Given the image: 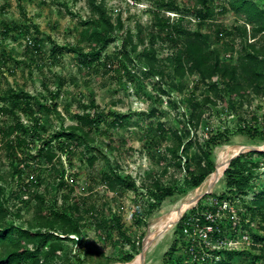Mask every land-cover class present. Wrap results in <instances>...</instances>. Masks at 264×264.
Masks as SVG:
<instances>
[{"label":"rangeland","instance_id":"obj_1","mask_svg":"<svg viewBox=\"0 0 264 264\" xmlns=\"http://www.w3.org/2000/svg\"><path fill=\"white\" fill-rule=\"evenodd\" d=\"M102 1L113 21L120 14L124 31L135 34L136 26L140 25L144 39L153 28L155 13L162 19L169 18L170 22L177 19L175 13L155 11L157 7L153 0ZM173 1L180 9H193L195 4V0ZM252 1L264 10V0ZM213 3L217 14L213 20L198 24L197 18L189 15L185 16L183 25L190 30L200 25L203 31L215 37L220 26L224 33L216 38L215 46L221 49L223 42L232 43L233 52L223 55L222 59L235 62L244 44L253 41L250 27L228 10L220 12L226 7V0H213ZM89 17L87 0H0V31L5 27L10 29L4 38L0 35V56L6 62L0 66V175L5 191L3 199L20 216L19 220L9 216L5 223L15 222L23 228L28 223L36 225L35 195L44 198L43 208L49 210L69 209L76 200L80 203L75 215L80 235L69 236L74 242H63L66 253L54 264H79L77 259L89 252H101L112 259L105 264H164L163 255L172 244H175V250L170 264H216L219 256L210 252L218 243L243 252L231 264H251L254 257L259 258L256 264H264L261 258L264 256V223L257 217L252 219L245 203L238 198L231 201L217 199L226 192L223 176L226 166L216 177L212 189L203 192L173 227L151 238L154 223L178 208L190 195L196 194L213 176V173L209 175L198 188L185 184L184 170L175 166L166 151L173 144L171 132L185 127L191 142L202 145L209 135L229 131L228 142L214 148L215 166L218 153L226 147L264 152V141L236 132L246 126L264 131V96L248 93L241 102L228 105L226 100L207 91L196 75H186L179 80L172 67L162 61L171 55V51L160 41L156 42L154 50L156 58L161 60L157 69L162 76H149L146 66L139 60L124 62L118 53L120 40L109 44L99 60L88 63L87 59L67 48L79 45L85 53L88 51V44L81 39L80 33L82 23ZM235 24L246 27V38L226 34ZM27 37L39 43L36 52L26 46ZM255 44L264 48V35H259ZM147 45L145 39V47ZM53 46L58 50L51 56ZM142 49L143 46L138 47L137 54ZM207 84H215L217 91L222 89L217 77ZM177 86H181V91ZM25 93L35 97L40 105H55L56 110L47 112L38 108L34 100L25 98ZM204 97H209L211 102L202 105L199 126L197 129L187 127L189 111L185 99L201 102ZM89 112L99 113L101 122L85 128L84 139L67 141L63 151H54L56 155L52 164L31 160L41 146L37 141L31 144V132L23 133L18 129L6 136L8 128L16 121L29 129L38 121L39 127L46 129L47 137L63 130L70 131L77 125L75 115ZM17 137L24 139L23 146H15ZM197 152V146L193 145L189 151L190 162H187L192 167ZM88 157H94L92 166L88 164ZM253 160L264 164L262 158L255 156ZM180 162L184 168L185 160L181 158ZM19 169L23 170L21 176L16 172L12 174ZM112 172L130 177L137 190H129L122 184L111 187L107 177ZM155 183L162 187L175 186L179 192L147 215L148 206L153 203L150 188ZM263 190L264 165L242 199L247 203ZM200 200L201 206L208 210L203 213L217 215L220 229L205 245L195 234L190 236L178 231L181 218L196 208ZM115 216L121 217L129 243L114 226ZM105 224L106 229L96 230ZM132 243L137 251L134 259L128 263L119 261L125 253L133 250ZM102 262L100 258L89 257L83 264Z\"/></svg>","mask_w":264,"mask_h":264},{"label":"trees","instance_id":"obj_2","mask_svg":"<svg viewBox=\"0 0 264 264\" xmlns=\"http://www.w3.org/2000/svg\"><path fill=\"white\" fill-rule=\"evenodd\" d=\"M139 1V0H136ZM153 4L157 8L155 11H167L177 14L172 22L169 18L162 19L158 13H155L153 28L147 33L148 45L145 47L144 30L140 25L136 26L137 32L133 34L130 30L124 31V24L120 14L113 21V18L108 14L104 1L87 0V5L90 11L88 20L82 23L83 29L80 33L81 39L88 44V51L85 53L83 49L77 45L67 48L70 52L77 54L80 58L87 59L88 63L100 59L101 53L106 47L120 40L119 55L124 62L133 63L139 60L146 66V72L149 76L160 75L162 72L157 69V63L161 60L156 58L154 46L157 41L165 44L171 51V55L162 59L164 63L172 67L179 80H183L187 75H196L199 82L207 87V91L218 96V99L226 100L228 105L235 104L244 100L246 94H255L264 96V48L256 46L255 42L259 35H264V10L260 9L252 0H226V7L220 9V12H231L235 17L241 18L244 24L250 27V37L252 42L245 43L242 50L237 53L235 62L224 61L223 55L233 52L232 43H222L221 49L216 47V38L222 36L220 26L216 29V37L201 29L200 25L195 30H190L184 26L185 16L194 15L201 24L203 21L213 20L215 17V7L213 0H195L193 9H180L173 0H153ZM154 11V12H155ZM10 32L8 27L0 31V35L4 38ZM240 35L242 38L248 36L245 26L235 24L231 26L230 32ZM34 40L36 50L39 48V43ZM233 42V41H232ZM143 46V49L137 54L138 47ZM57 46H53L50 54L55 55ZM2 64L6 63L3 57L0 56ZM9 60V59H8ZM217 77L222 89L217 91L216 85H208L207 82ZM181 86H177V90L181 91ZM220 93V94H219ZM15 96H19L16 94ZM25 98L34 100L38 108H42L47 112H54L55 105H40L35 97L24 94ZM209 97H204L201 102H194L191 98L185 99V106L188 108L189 115L187 117V127L197 129L202 116V105L210 103ZM52 104V103H50ZM29 105V104H27ZM99 113H81L75 115L76 127L70 131H60L46 136V129L39 127L38 121L33 123V127L29 129L24 127L19 121H16L8 128L6 136L9 137L20 129L23 133L31 132V144L35 141L41 144L31 160L52 164L55 159L57 150L63 151L66 148L67 141H75L76 139H84L86 135L84 129L91 127L101 122ZM183 127L180 131L171 132L172 146L167 148V154L174 160L175 166L179 170H184V182L190 188H198L215 170L214 148L227 143L230 137V132L215 133L209 135L199 145L197 141L193 143L189 139V132ZM79 132L80 135H77ZM236 132L242 133L250 139H258L264 141V131H258L253 127H243L236 129ZM24 139L17 137L15 146L21 147L24 144ZM194 146H197L198 152L195 154V168L190 166L189 151ZM13 156H16L14 153ZM259 157L264 160V152L250 151L243 153L231 160L229 166L224 171V181L226 192L217 196L218 200H229L234 197L245 203V208L250 213L251 218H259L264 223V190L261 194H257L254 199L249 202H244L242 199L247 195V192L255 180L260 168L264 165L260 161L253 160V157ZM185 160V167H181L180 160ZM94 157H88L87 161L90 166L93 164ZM19 173L21 176L23 170H14L12 174ZM3 177L0 175V264H54L66 253V248L63 242H74L71 235H80V225L75 215L78 212L80 203L74 200L73 205L69 209L49 210L44 209L45 200L42 196L35 195L36 207L34 221L36 225L27 224L23 228L15 222L5 223L7 217L12 216L14 220H19V212L13 211V207L9 206L7 201H4V185L1 183ZM107 183L112 187L114 184L124 185L127 189L136 191L135 182L128 176H120L116 172L110 173L107 177ZM60 188L63 186L61 183ZM175 186L162 187L155 183L150 188V194L153 203L148 206L147 215L159 208L161 203L178 193ZM230 195V196H229ZM207 197V196H206ZM204 197V198H206ZM201 200L197 207L184 215L180 220L178 231L181 232L184 223L187 219L197 216L200 224H209L203 217V211H208L206 207L201 206ZM202 213L200 212V209ZM198 212V213H197ZM246 216V215H245ZM243 215V217L245 218ZM114 226L118 230L119 235L130 242V239L123 232L120 216L114 217ZM106 224L101 227H96V230L105 228ZM44 229L45 231H41ZM143 237V236H142ZM141 237V239H142ZM140 239V240H141ZM141 243V241L139 242ZM133 250L125 253L118 260L123 263L131 262L136 254L135 244L132 243ZM175 250V244H172L168 251L163 255L164 264H170L172 254ZM212 253L219 256L216 264H231L237 257L243 254L242 251L236 250H216ZM100 258L103 260L101 264L110 263L112 259L105 257L101 252L84 253L82 257L77 259L79 264L89 258ZM264 259V256L261 255ZM258 257H254L251 264H256Z\"/></svg>","mask_w":264,"mask_h":264},{"label":"bare ground","instance_id":"obj_3","mask_svg":"<svg viewBox=\"0 0 264 264\" xmlns=\"http://www.w3.org/2000/svg\"><path fill=\"white\" fill-rule=\"evenodd\" d=\"M244 150V148L239 147H226L225 149L221 150L218 153L217 156V172L215 175H213L198 191L196 194L190 195L178 208L173 209L171 212L165 214L162 216L159 220H157L154 225L152 226V233L151 238L156 235V233L164 229L165 227H173L177 219L180 217V215L189 207H191L197 200L198 196H200L203 192L209 191L212 189L214 182L216 181V177H218L223 169L226 166L227 161L230 157L237 154L238 152ZM168 229V230H169ZM160 236V235H158ZM149 241V240H148ZM133 264H137V262H134Z\"/></svg>","mask_w":264,"mask_h":264},{"label":"built area","instance_id":"obj_4","mask_svg":"<svg viewBox=\"0 0 264 264\" xmlns=\"http://www.w3.org/2000/svg\"><path fill=\"white\" fill-rule=\"evenodd\" d=\"M26 46L30 49H33L36 52V47L34 44V40L32 38L27 37L26 38ZM3 62L1 61L0 58V66ZM226 204L225 202L223 205ZM216 214L214 213H208L205 212L203 214V217L209 224H200L199 223V218L197 216L187 219L186 222L184 223V227L182 229V232L184 234H188L191 236V234H195L197 236L198 241L203 243L204 245L207 244L210 240L211 235L214 233H218L220 231L219 226L217 225L216 221ZM234 248L236 247H224L223 245H220L218 243L217 245L212 247V253L213 251H218V250H235ZM214 258V257H213Z\"/></svg>","mask_w":264,"mask_h":264},{"label":"water","instance_id":"obj_5","mask_svg":"<svg viewBox=\"0 0 264 264\" xmlns=\"http://www.w3.org/2000/svg\"><path fill=\"white\" fill-rule=\"evenodd\" d=\"M250 151H259V150H257V149H244V150L238 152L237 154H235V155H234V156H233V157H232V158L226 163V168L229 166V164H230V162H231L232 159H234L235 157H237V156L240 155V154L247 153V152H250ZM226 168H225V170H226ZM216 172H217V166H215V170H214V172H213L212 175H215ZM200 198H201V195L198 196L197 200H199ZM169 227H170V226L165 227L164 229L159 230V231L156 233V235H157V236H158V235H161L162 233H164L165 231H167V230L169 229ZM145 239H146V243H148V242H149L148 239H147L146 237H145ZM143 254H144V253L141 254V258H142V256H143Z\"/></svg>","mask_w":264,"mask_h":264}]
</instances>
